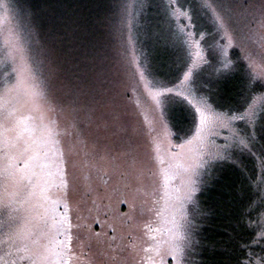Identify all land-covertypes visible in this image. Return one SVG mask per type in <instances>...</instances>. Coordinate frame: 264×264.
<instances>
[{
	"label": "snow or ice",
	"instance_id": "6c2138e0",
	"mask_svg": "<svg viewBox=\"0 0 264 264\" xmlns=\"http://www.w3.org/2000/svg\"><path fill=\"white\" fill-rule=\"evenodd\" d=\"M8 7L9 0H0V9ZM134 7V4L127 5L120 21L127 29V43L131 42L135 24ZM164 8L170 24L174 25L175 38L186 52L187 70L182 72V78L170 81L171 86L161 84L158 89L148 90L155 102V122L162 130L160 135L153 136L151 126L147 130L131 129V135L142 134L149 138L152 166L141 170L140 175L144 176L146 171L153 178L156 195L153 206L148 209L154 221L144 224L148 229L144 234L148 247H141L144 254L137 264H168L169 259L173 264H194L189 253L197 226L189 206H196L197 193L210 178L208 168L217 161L237 168L247 181L248 189L256 190L250 196L243 185L236 189L242 207L240 221L252 235L248 243L241 245L246 258L237 259L235 264H264V118L258 127L256 98L252 97V103L246 101L247 106L242 111L231 113L219 111L205 96L197 98L194 94L186 96L184 92H174V88L194 79L200 68L210 63L207 58L210 48L206 49V44L213 33L227 41L215 46L220 64L217 72L223 69L221 76H225L237 68V61L229 55L234 44L229 18L237 8L246 10L245 5H226L218 0H166ZM200 17L208 20L213 33L198 25ZM259 25L260 58L257 60L251 53L243 56L248 62L251 89L264 88V0ZM15 40L16 43L9 46L7 58L0 60V65L11 69L0 72V207L15 211L19 206L23 212L7 233L0 236V264H76L78 257L73 241L79 239L76 232L81 225L73 223L71 195L78 191L74 172L77 164L66 159L59 124L49 117L50 109L27 59L26 49L19 37ZM140 75L143 78V73ZM261 100L264 101V96ZM174 102L187 103L190 107L188 131L184 136L176 134L181 143L172 140L171 116L166 111ZM261 110L264 111V103ZM236 121L247 122L249 126L237 128ZM221 129L230 131V139L222 149L223 154L208 159L209 139L220 135ZM121 131L129 134L126 126ZM234 147L247 151L258 161L259 176L255 169L247 168L233 151ZM129 150L135 152L131 143ZM253 213L255 222L245 219ZM76 219H80L79 215ZM256 248L260 251L256 252Z\"/></svg>",
	"mask_w": 264,
	"mask_h": 264
},
{
	"label": "trees",
	"instance_id": "16d2710c",
	"mask_svg": "<svg viewBox=\"0 0 264 264\" xmlns=\"http://www.w3.org/2000/svg\"><path fill=\"white\" fill-rule=\"evenodd\" d=\"M15 1L35 17L38 16L36 13L42 14L38 16L37 27L45 54H49L48 46L55 44L52 50L62 55L64 75L75 74V88L73 91L70 87L65 88L61 97L64 105L66 101L72 103V97H78L83 103V106L80 103L73 107V123L68 136L64 130L61 132L62 137H66L63 145L66 159L77 164L74 172L78 178V191L71 195L73 223L81 225L78 232L74 229L79 237L73 241L78 257L76 264H137L144 254L141 247H148V238L144 235L148 229L144 224L154 221V215L148 209L153 206L156 195L153 178L146 171L144 176L140 175L141 170L152 166L145 155L150 152L149 138L142 134L133 136L131 129L147 130L150 125L142 114L137 89L123 87V79L120 80L116 71L114 62L122 56L119 45L123 38L109 37L107 32L104 21L108 22L110 10L105 11L101 5L109 0ZM48 69L52 70L51 67ZM245 71L243 81L248 85V68ZM262 91L264 88L261 87L251 89L247 100L253 92ZM92 104L97 125L90 136L81 127V120L89 117ZM61 107L56 105L54 108L61 111ZM187 111L186 125L191 120L189 106ZM124 126L129 128L128 135L121 131ZM110 142L118 151L110 152L113 157L111 169L120 174L116 178L112 177V171L107 172L105 156H102L103 148L107 151ZM130 143L135 146V152L129 150ZM118 158L124 166L119 164L116 168ZM234 172L239 175L235 168L224 169L217 181L209 180L197 195L199 215L195 243L198 241L199 251L192 258L194 264H235L237 259L246 258L241 245L249 242L252 232L240 221L242 207L238 209L234 201L238 184L237 179L232 178ZM95 179L101 181L100 186L92 185ZM255 216L253 213L245 219L255 222ZM255 251L259 252L260 248Z\"/></svg>",
	"mask_w": 264,
	"mask_h": 264
},
{
	"label": "rangeland",
	"instance_id": "374dc122",
	"mask_svg": "<svg viewBox=\"0 0 264 264\" xmlns=\"http://www.w3.org/2000/svg\"><path fill=\"white\" fill-rule=\"evenodd\" d=\"M165 2L166 0H109L101 5L105 11L110 10L108 22L104 21L107 24V32L109 31L110 33L109 37L116 39L123 38V43L119 45L122 56H118L114 62L117 74L121 81L123 79V87L131 88L133 86L137 89L136 91L138 92L143 109L142 114L146 123L153 128V136L160 135L162 130L155 122V102L148 95V90L158 89L161 84L171 86L169 82L175 80L180 72L179 77L182 78V72L187 70L185 67V61L187 60L186 52L175 38L174 25L170 24L165 13ZM218 2H223L226 5H245L246 10L237 8L234 13L230 14L229 18L230 30L234 40L233 47L229 49V55L233 60L237 61V68L225 76H221V73L224 71L223 69L217 72V69H220V64L216 59L217 50L215 46L217 44H226L227 41L221 39L219 35H215L208 20L200 17L198 19V25L208 32L213 33V35L209 36L206 44V49L210 48L207 56L210 63L204 64L196 73L194 79L174 88V92H184L186 96L194 94L197 98L205 96L208 98L209 103L216 106L219 111H229L231 113L242 111L247 106L246 101L247 103H252V97H255L257 126L259 127L261 119L264 118V111L261 110L262 103H264L261 97L264 96V91L253 92L247 100V97L251 94V89L246 81H243L246 73L245 70L248 68V62L243 59V56L246 53H251L257 60L260 58L261 50L258 41L262 0H218ZM129 4L135 5L133 9L135 24L131 33V42L127 43V29L121 25L120 21L123 19L125 7ZM36 14L42 16L41 13ZM38 16L35 17L33 13L21 7L15 0H9L7 10L0 9V60L7 58L10 44L14 45L16 43L15 37H19L20 42L26 49L27 59L35 73L40 90L46 98V106L50 109L48 115L51 119L58 122L61 132L63 130L65 132L66 130L67 137V132H71L73 123V107L76 108L78 104L82 103V100L78 97H72V103L66 101L65 105L64 100H61L62 95L65 94V88L70 87L72 91L75 88V74L68 72L64 75L65 72L61 68V64L63 63L61 61L62 55L55 54V50H52L55 44L51 43L48 46L49 54H45V47L41 42L40 31L37 27V23L40 20ZM110 49L113 52L115 51L113 47H110ZM188 62L190 63V61ZM114 63L112 62L113 65ZM48 67H51L52 70H49ZM10 70V68H5L3 65H0V72ZM141 73H143V78H141ZM61 75L63 78H61ZM145 84L148 85L147 88H145ZM164 103H167V101H164ZM56 105H62V110L56 111L54 108ZM188 106L187 103L174 102L166 109L171 116L169 128L173 133L172 140L174 143L182 142L177 139V133L184 136L188 131H185V126L188 125H186L188 121L186 117ZM81 123L84 132H89L90 136H92L97 125V117L93 104L89 109V117L81 120ZM234 125L237 128H247L249 126L247 122L240 121L234 122ZM219 131L221 133L220 135H212L209 139L208 152L210 155L207 157L208 159H212L218 154H223L222 149L226 141L230 139L231 133L229 130L221 129ZM66 137H62V135L60 137L62 147ZM107 151L103 148L104 154L102 153V156H105L104 165L107 172L108 170L109 172L112 171V177L115 176L114 178H116L120 174L118 170L111 169L113 157L110 152H116L117 149L110 142ZM152 151L154 153V150ZM233 151L240 156L249 170L255 169L257 176L260 175L258 161L251 154L247 151L241 152L239 148L235 147ZM253 151L256 150L254 149ZM145 155H147L148 159L150 152L145 153ZM98 161L102 164V159ZM119 164L124 166V163L119 161L118 158L116 168H118ZM227 168L234 169L235 167L228 163L215 162L208 168V172L210 173L208 181L210 180L213 183L217 181L220 177V172ZM235 169L239 175H236L234 172L232 178L237 179V188L243 185L250 196L254 195L256 190H249L247 181L241 176L239 170L237 168ZM103 170L106 171L105 169ZM95 180L96 182L92 185L100 186L101 181ZM172 183L176 182L172 181ZM234 195L236 206L240 209L241 204L236 196V191ZM196 200L198 203L197 196ZM22 212L23 209L19 206L16 207L15 211L12 208L0 207V236L7 233L9 226L13 224L15 218L21 215ZM189 212L195 219L197 226L199 213L196 210V206L190 205ZM254 221H256V216ZM196 237L197 232L195 230L192 249L189 253L191 260L193 256H196L198 249V241L195 243ZM168 264H173V261L169 259Z\"/></svg>",
	"mask_w": 264,
	"mask_h": 264
}]
</instances>
